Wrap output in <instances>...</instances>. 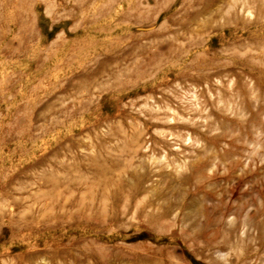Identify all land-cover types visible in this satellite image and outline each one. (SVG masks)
I'll use <instances>...</instances> for the list:
<instances>
[{
    "label": "rangeland",
    "instance_id": "rangeland-1",
    "mask_svg": "<svg viewBox=\"0 0 264 264\" xmlns=\"http://www.w3.org/2000/svg\"><path fill=\"white\" fill-rule=\"evenodd\" d=\"M0 264H264V0H0Z\"/></svg>",
    "mask_w": 264,
    "mask_h": 264
}]
</instances>
